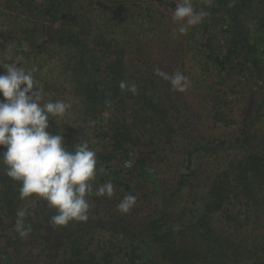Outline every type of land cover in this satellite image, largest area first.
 <instances>
[{
    "label": "trees",
    "instance_id": "16d2710c",
    "mask_svg": "<svg viewBox=\"0 0 264 264\" xmlns=\"http://www.w3.org/2000/svg\"><path fill=\"white\" fill-rule=\"evenodd\" d=\"M178 2L0 0V63L35 69L42 103L71 105L63 119L50 118L48 131H62L69 150L86 142L97 155L94 191L109 181L115 190L88 198L95 206L87 221L53 226L55 210L35 196L21 199L0 161V264H264V0H192L209 14L182 42L194 41L200 74L213 80L188 79L184 92L154 74L177 68L150 62L147 51L167 32L155 31L163 18L178 24ZM121 81L136 93L122 91ZM196 85L209 97L202 114L189 102ZM238 88L249 90L250 110L235 119ZM232 125V137L207 133ZM165 151L179 155L175 185L157 190L155 210L148 202L119 211L127 193L136 195L126 180L136 169L156 158L170 171L171 159L157 154ZM130 153L138 158L125 171L119 163ZM21 209L32 227L24 239L15 229ZM96 239L102 249L93 248Z\"/></svg>",
    "mask_w": 264,
    "mask_h": 264
},
{
    "label": "clouds",
    "instance_id": "9594fccd",
    "mask_svg": "<svg viewBox=\"0 0 264 264\" xmlns=\"http://www.w3.org/2000/svg\"><path fill=\"white\" fill-rule=\"evenodd\" d=\"M211 5L212 0H205ZM231 6V4L229 5ZM209 13L196 11L192 0H179L173 20L180 24L178 32L186 34ZM5 71L0 73V161L5 174L19 182L21 199L35 196L47 202L56 214L50 220L53 226H66L72 221H87L88 197L115 194L111 181L93 189L97 176V155L81 143L69 150L64 137L48 131L50 118L63 119L71 107L63 101L42 103L41 90L33 75L35 69L26 71L15 63H0ZM154 74L169 82L172 90L184 92L189 87L188 77L177 71L168 74L159 68ZM119 87L133 94L136 84L121 81ZM74 127V126H73ZM136 203L132 194L124 196L117 208L127 213ZM29 215L26 209L16 213L15 229L20 238L29 237L32 232L26 224Z\"/></svg>",
    "mask_w": 264,
    "mask_h": 264
},
{
    "label": "rangeland",
    "instance_id": "374dc122",
    "mask_svg": "<svg viewBox=\"0 0 264 264\" xmlns=\"http://www.w3.org/2000/svg\"><path fill=\"white\" fill-rule=\"evenodd\" d=\"M128 2H132V0H128ZM137 2H139V0H137ZM155 6L156 5H152L151 8L152 7L155 8ZM156 11L157 13L161 12V14L167 13L165 7H161L157 9ZM171 19L173 20V18ZM159 24L160 23H158L157 27H155V31L156 32L167 31V32H165L166 33L165 35L163 36L161 35L162 39L160 42L156 41L155 39H150V41L148 42L147 51L150 54L149 61L160 63L162 60L164 62L162 64L164 67H167V65H169L170 67L177 68V71L181 72L183 75L188 77L189 80L198 79L203 82L205 81L204 83L210 82L211 80H213L212 76H205V77L201 76L200 71L198 69V65H197V57L194 54L196 51L194 47L195 43L194 41L189 40V39L188 40L186 39L185 41L182 42L184 35L178 32V28L180 27V24L172 25L171 23L168 22V19H165V18H163V22L161 23L160 26ZM144 35L146 36V33ZM169 52H171L172 54ZM173 73L174 72H171V74ZM216 89H218V87H216ZM243 90H244L243 88H240V89L238 88L235 91L236 92L235 95L239 97V100L236 101V102H239V104L236 105L237 110L235 111V114H234L235 119H237L238 116L243 114V112H249L250 110L249 100L243 97V93L249 92V90L247 89H245L244 91ZM199 93L201 94L199 95ZM206 93H207L206 88H200V90H198L197 85H196V87L192 89L191 94H190L189 102L192 104H195L196 105L194 106L195 111L200 112L201 114L203 113V111H205V108L208 105V98H209L208 96H207L206 102L203 101V96ZM248 96L251 97V94H249ZM228 100L232 102L233 98L228 99ZM193 123L198 128H202L198 121L194 120ZM261 125L264 126V116L261 118ZM207 129H208L207 133L209 134V136L211 133L212 135L217 136V137L221 135H227V134H229V137H232L236 135L238 132L235 125L227 126L226 128H221L218 130H215V127L207 128ZM206 136L208 138V135ZM212 145H215V144H212ZM157 154L160 157L162 156L163 160L171 159L170 162L173 165H170L169 167L170 171L164 172L165 167L164 165H162V163L164 162H161L159 164V160H157L156 158H153L148 161L149 163L144 168L141 167L142 169H136L133 176L127 177L126 180L130 184V186L137 188L136 193H135L136 203L133 206L134 208L135 207L138 208L142 204L144 203L147 204L149 202L150 203L148 205L149 209L155 210V207L157 205V199H159L157 197L158 196L157 190H162L163 189L162 186H164L163 184L167 185L165 187L168 188L169 186H174L175 183L177 182L178 175L180 174L179 172L180 166L175 167V163H177L179 159L178 158L179 155L174 156L171 153H168L167 151H165L164 154H162V152H159ZM167 155H169V158ZM135 158H138V155H135L134 153H130L129 157L124 159V161L120 162L119 164L125 171H127L133 167ZM126 160L130 161L129 166L125 165ZM147 171L149 172L146 173ZM103 172H105L104 169L100 168L99 173L102 174ZM156 178H158L160 182L162 183L161 189H160V186H158L159 180H153ZM120 191H121V188L118 187V192ZM154 191L155 193H153ZM128 194L129 193H127V195ZM88 203L90 205L88 214H90L91 211L94 213L93 208L95 206V202L88 199ZM130 212L136 213V211L133 208H131ZM143 215H144V212H141V214L140 213L138 214L139 217ZM136 219H139V218H136ZM97 237H100V235H97ZM101 238H103L102 235H101ZM102 242L104 243L103 240ZM105 243L107 244V246L108 245L110 246V244L107 241H105ZM98 244H101L100 239H96L95 241H93V248L99 247ZM99 248L102 249V247H99ZM32 254L34 256H37V251H35Z\"/></svg>",
    "mask_w": 264,
    "mask_h": 264
},
{
    "label": "built area",
    "instance_id": "2783aa9c",
    "mask_svg": "<svg viewBox=\"0 0 264 264\" xmlns=\"http://www.w3.org/2000/svg\"><path fill=\"white\" fill-rule=\"evenodd\" d=\"M129 164H130V161H129V160H126V161H125V165H126V166H129Z\"/></svg>",
    "mask_w": 264,
    "mask_h": 264
}]
</instances>
